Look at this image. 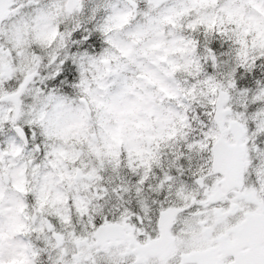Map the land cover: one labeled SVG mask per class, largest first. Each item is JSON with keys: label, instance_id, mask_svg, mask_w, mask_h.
<instances>
[{"label": "snow or ice", "instance_id": "obj_1", "mask_svg": "<svg viewBox=\"0 0 264 264\" xmlns=\"http://www.w3.org/2000/svg\"><path fill=\"white\" fill-rule=\"evenodd\" d=\"M0 264H264V0H0Z\"/></svg>", "mask_w": 264, "mask_h": 264}]
</instances>
